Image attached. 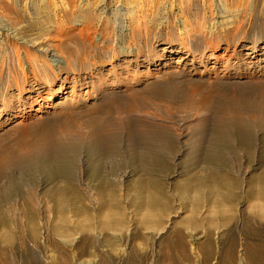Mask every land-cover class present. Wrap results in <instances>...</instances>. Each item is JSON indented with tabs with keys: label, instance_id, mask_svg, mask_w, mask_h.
Instances as JSON below:
<instances>
[{
	"label": "rangeland",
	"instance_id": "rangeland-1",
	"mask_svg": "<svg viewBox=\"0 0 264 264\" xmlns=\"http://www.w3.org/2000/svg\"><path fill=\"white\" fill-rule=\"evenodd\" d=\"M262 25L256 18L247 38L263 36ZM179 69H142L134 86L168 82L163 90L179 89L183 98L145 108L167 126L150 128L147 151L124 136L116 145L72 141L0 168V264H264V104L257 100L264 77L225 98L226 85L211 79H164ZM217 99L235 112L200 123ZM78 117L68 119L67 133H77ZM51 120L32 112L16 128L0 127L7 148L0 156L56 135Z\"/></svg>",
	"mask_w": 264,
	"mask_h": 264
},
{
	"label": "bare ground",
	"instance_id": "bare-ground-1",
	"mask_svg": "<svg viewBox=\"0 0 264 264\" xmlns=\"http://www.w3.org/2000/svg\"><path fill=\"white\" fill-rule=\"evenodd\" d=\"M256 18H263L264 29V0H0V127L14 122L16 128L36 112L53 116L47 125L56 134L13 156L4 153L0 168L46 157L57 144L72 141L116 145L124 136L130 146L147 151L149 142H143L150 128L167 126L145 108L182 96L179 89L168 95V82L134 88L142 69L180 67L164 79H211L226 85L225 98L261 85L251 80L264 77V35L247 38L246 30ZM79 44L88 48L86 54L79 53ZM117 100L124 103L110 105ZM257 100L264 104V93ZM222 103L206 105L200 123L235 112ZM80 106L86 116L76 111ZM77 115V133H67L68 119ZM57 122H65L61 131ZM1 143L0 153L7 150ZM84 190L95 200L90 188Z\"/></svg>",
	"mask_w": 264,
	"mask_h": 264
}]
</instances>
